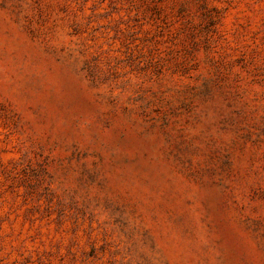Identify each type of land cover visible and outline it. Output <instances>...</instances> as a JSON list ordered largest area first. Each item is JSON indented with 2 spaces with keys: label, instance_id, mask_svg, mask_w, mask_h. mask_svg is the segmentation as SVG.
Here are the masks:
<instances>
[{
  "label": "rangeland",
  "instance_id": "1",
  "mask_svg": "<svg viewBox=\"0 0 264 264\" xmlns=\"http://www.w3.org/2000/svg\"><path fill=\"white\" fill-rule=\"evenodd\" d=\"M0 264H264V0H0Z\"/></svg>",
  "mask_w": 264,
  "mask_h": 264
}]
</instances>
